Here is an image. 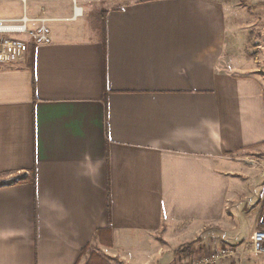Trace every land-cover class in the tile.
Wrapping results in <instances>:
<instances>
[{
  "label": "crops",
  "instance_id": "crops-1",
  "mask_svg": "<svg viewBox=\"0 0 264 264\" xmlns=\"http://www.w3.org/2000/svg\"><path fill=\"white\" fill-rule=\"evenodd\" d=\"M3 1L53 40L0 64V264H264V169L236 157L264 159V82L223 63L228 1L110 0L105 36L73 0Z\"/></svg>",
  "mask_w": 264,
  "mask_h": 264
},
{
  "label": "rangeland",
  "instance_id": "rangeland-1",
  "mask_svg": "<svg viewBox=\"0 0 264 264\" xmlns=\"http://www.w3.org/2000/svg\"><path fill=\"white\" fill-rule=\"evenodd\" d=\"M231 5V16L234 18V26L239 32L232 39L238 45L225 53L223 63L231 66L233 54L235 58L242 56L248 59L252 68L261 77L264 82V0H226ZM4 2L0 0V4ZM118 2V1H117ZM115 3L110 0H91L87 2L86 9L81 1L78 4L83 7L84 15L90 24L98 25L101 29L105 7L108 4ZM119 3V2H118ZM234 52V53H233ZM229 58V64L227 62ZM235 63V62H234ZM237 159L243 160L247 165L264 169L263 154L260 152H243L238 154ZM92 261H99V252H93Z\"/></svg>",
  "mask_w": 264,
  "mask_h": 264
},
{
  "label": "built area",
  "instance_id": "built-area-1",
  "mask_svg": "<svg viewBox=\"0 0 264 264\" xmlns=\"http://www.w3.org/2000/svg\"><path fill=\"white\" fill-rule=\"evenodd\" d=\"M24 5L31 0H18ZM74 2L73 18H78L84 14V9L78 4L77 0ZM29 18L25 13L20 18H0V64L10 65L15 64L25 59L30 42L35 44L50 43L52 38V31L48 24V19H38L39 24L36 27H30ZM28 38V39H27ZM20 177L12 176L9 180H19ZM251 248L257 254H264V230L258 229L252 235ZM231 248H221L219 250L211 251L205 256L196 261H191L187 264H210L222 256H226L231 252Z\"/></svg>",
  "mask_w": 264,
  "mask_h": 264
},
{
  "label": "trees",
  "instance_id": "trees-1",
  "mask_svg": "<svg viewBox=\"0 0 264 264\" xmlns=\"http://www.w3.org/2000/svg\"><path fill=\"white\" fill-rule=\"evenodd\" d=\"M101 31L103 33V36H105V24H104V20H103V23H102V26H101ZM92 264H108V263L106 261H104V260H99L98 262H93L92 261Z\"/></svg>",
  "mask_w": 264,
  "mask_h": 264
}]
</instances>
